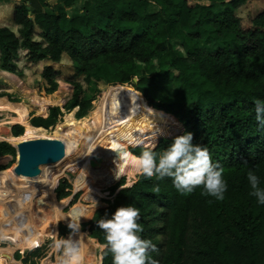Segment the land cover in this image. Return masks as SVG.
<instances>
[{"label": "trees", "instance_id": "obj_1", "mask_svg": "<svg viewBox=\"0 0 264 264\" xmlns=\"http://www.w3.org/2000/svg\"><path fill=\"white\" fill-rule=\"evenodd\" d=\"M27 1L14 7L16 30L0 26V68L15 69L21 51L30 63L60 62L67 55L74 76L83 74L86 85L71 78L74 92L65 108L77 107V118L96 102L99 83H132L183 129L153 148L137 145L131 152L161 153L176 136L191 132L192 142L207 149L227 182L224 198L217 200L203 195L202 186L181 194L171 177L140 174L107 207L95 211L86 223L91 236L104 245V231L96 221L132 205L140 210L141 237L157 246L150 255L159 264H264V205L247 180L251 170L264 188V126L255 118L254 104L264 102V10L245 29L237 10L248 0H82L74 16L68 7L78 0H58L56 6L47 0ZM193 21L197 27L211 25L219 34H233L238 46L205 51L201 33L187 30ZM56 75L51 65L44 67L48 94L58 89ZM61 114L53 106L31 123L50 128ZM11 132L19 136L24 126L14 124ZM15 152L0 140V154ZM4 168L0 164V171ZM56 193L58 198L69 196L71 184L60 182ZM69 231L60 226V232ZM104 252L102 264H112Z\"/></svg>", "mask_w": 264, "mask_h": 264}, {"label": "bare ground", "instance_id": "obj_2", "mask_svg": "<svg viewBox=\"0 0 264 264\" xmlns=\"http://www.w3.org/2000/svg\"><path fill=\"white\" fill-rule=\"evenodd\" d=\"M62 84L67 85L66 83ZM117 84L104 92L90 117H75L74 112L77 107H74L67 113L66 118L64 117L66 129L62 125L53 128L54 135L62 136V140L68 145L65 155L56 161V163L62 161L59 167L53 166L54 169L50 171L49 168L44 169L46 166L44 165L42 173L39 172L30 176L32 171L28 169L18 171L16 168L21 159V154L18 152L16 165L0 172V203L7 201L9 195L19 196L18 188L24 194V199L25 194L32 195L42 191L43 196L41 198L47 197V200L51 202L49 212H46L49 209V207L45 208L46 206L43 207V212L51 214L52 226L55 230L59 221L68 225L70 217L74 221L79 219L80 231L82 232L80 236L82 264H102V255H98L96 249L97 247L103 248V245L94 237L88 236L86 231L82 230L81 223L90 219L95 209L102 205L101 197L106 194L104 192L105 187L117 181L121 176L126 177V184H131L139 173L136 168L138 156L131 152L129 146L143 145L153 148L161 137L174 136L183 129L182 123L174 115L151 106L141 92L126 86V83H124L125 85L120 84V82ZM59 90L58 88L53 93V100L45 97L35 100L39 113H46L50 104L62 103L63 100L58 97ZM27 106L22 101L12 102L0 98V111H8L11 114L7 117L6 123L10 125L19 123L24 126V132L19 136H14L9 131V127L6 131L4 128L0 129V138L15 146L23 141L51 138L44 127L34 126L29 121L30 110ZM125 153L127 154L126 158H124ZM85 162H88L89 167L84 170L82 176L76 178V187L84 190L83 199L89 204L79 202L70 211L65 212L67 199L56 200L53 189L64 171L74 172L79 164L83 168ZM120 168H123L124 172L117 176L116 173ZM26 206L29 211L32 210L29 199ZM38 227L32 237L17 242L22 246L21 248L34 244L45 236L52 235V237L57 238V232H52V227H45L44 225ZM0 230L1 235L3 224H1ZM13 251L14 249L11 247L0 248V264L14 263ZM62 259L61 255L57 257L56 262L47 261L46 264H62Z\"/></svg>", "mask_w": 264, "mask_h": 264}, {"label": "rangeland", "instance_id": "obj_3", "mask_svg": "<svg viewBox=\"0 0 264 264\" xmlns=\"http://www.w3.org/2000/svg\"><path fill=\"white\" fill-rule=\"evenodd\" d=\"M79 2L80 1H78L77 3ZM77 3L75 4L76 6H78ZM79 9L80 7H76V8L74 7L72 11L70 12H79ZM262 10H264V0H248V2L245 5H243L241 8L237 10V13L239 17L241 18L242 24L245 27V29L249 28L252 25V19ZM187 30L188 31H199L201 33V47L207 52H211V51L219 50L223 48H236L239 44L236 37L233 34H219L211 25L197 27L193 21L187 27ZM39 32H40L39 29H37L36 34H35L36 40H40ZM178 50L184 54V51L181 47H178ZM15 64H16V67L15 69H12V70H4L0 68V98L7 99L12 102L22 101L23 103L27 104L28 105L27 107L30 110L29 111L30 112V118H29L30 122L34 116H46L49 114L51 107L59 106L62 111V114L59 116L57 122L53 126H51L50 128H45V129L48 135L51 137L49 139L60 140L62 143L67 145L62 140L61 138L62 136L59 137V136L54 135L53 128L58 125H62V127L66 129L67 125H66L65 118H66L67 113L70 110L65 108V104L71 99L72 94L74 92V84H72L71 78L75 79L76 81H81L82 83H84L83 74L74 76L75 70H74V67L72 66L71 59L67 55H64L60 62H53L50 59H44L37 63H30L27 61L26 57L22 54V51H21V55L17 59ZM48 65H51L53 68L57 70L56 79L58 82V88L60 89L58 93V97L62 99L63 101L61 104L48 105L47 112L44 114H41L37 110L38 108H37V105L35 104V100L36 99L38 100L41 97H45L47 99L53 100V93L48 94L44 91V89L48 87L49 84L47 83L46 79L43 76V69L45 66H48ZM134 81H136V79ZM62 83H66L67 85H63ZM117 83L118 82L105 84L101 82L98 84L99 86L98 87L99 91L97 92L98 98L96 102L93 104V106L89 109L87 114L85 115L86 117L91 116L92 110L96 106V103L101 99V97H103L104 92L109 90L112 86L118 85ZM120 84L125 85L124 83H121V82ZM126 86H130L134 88L133 84L130 82H126ZM35 96H38V97H35ZM115 99L118 100L117 98ZM76 111H77V108L74 112L75 117H76ZM9 113L10 112L8 111H0V124H1L0 129L4 128V130L6 131L7 127H9L10 129L9 131L11 132V128L15 123L11 125L6 123L7 117L11 115ZM162 138L163 137H161L158 140V142ZM0 140H4V139L0 138ZM134 146L135 145L129 146V149ZM17 153L18 152L16 149V152L14 154H0V164L5 166L3 170L16 165ZM61 162L39 164L38 166L30 170L33 172V173L31 172L30 176L34 174H38L39 172L42 173V171L47 168H49V170L51 171V169H54V167L56 166L59 167ZM44 165H46L45 168H44ZM88 167H89L88 162H85L83 164V168L80 167V164H79L76 171L73 172L70 170H66L64 171L63 174L59 176L58 182L53 189V193H54L55 199L58 201L67 199L68 203L64 208L65 212L70 211L71 208L75 206L76 204H79V202L84 203V204H89L85 202V200L83 199L84 190L77 189L76 187V180H77L76 178L82 176L85 172L84 170ZM139 175L140 174L138 173L135 176L131 184H126V177L121 176L117 181L105 187L106 189L104 190V192H106V194L101 197L102 205L97 207V209L101 207H107L109 203L115 199L117 192L120 189L129 187L132 184H134L137 181ZM62 181H68L71 184L72 193L65 198H58L57 193H56V188ZM17 192H19L23 198L19 197L20 196L19 194H18L19 196L9 195L10 197L8 196L7 201H5L6 203L5 202L0 203V214L2 216V218L0 219V222L1 224H3V233H2L3 235H2V238H0V248L11 247L14 249L12 253V257H13V260L15 261V264H46L47 261L56 262L57 257L62 255V251H59L54 247V240L57 238L68 236L70 231L65 232V233L60 232L61 225H64L67 227L68 225L63 221H59L56 224V230L55 228H53L52 226L53 220L50 217L51 214L43 212V207L45 206H46L45 208L49 207V209L46 210V212H49L51 202L47 200L48 199L47 197L41 198L43 196L42 191H38L37 193H34L32 195L25 194V199L23 196L24 194L20 192L19 188L17 189ZM26 198L27 200L29 199L32 204L31 211L27 209ZM97 209H95V211ZM32 212L34 216L32 215ZM90 219L82 222L81 226H86V228H82V230L86 231L87 235L92 237L90 234L88 225H86V223ZM43 225L45 227L47 226L50 228L52 227V232H55V231L57 232L56 233L57 238L52 237V235L45 236L41 240H38L36 243L30 244L28 246L21 248L22 246H20L17 242L23 239L32 237V234H34L35 230L40 228L38 226H43ZM103 250L104 248L97 247L96 253L98 255L99 254L102 255Z\"/></svg>", "mask_w": 264, "mask_h": 264}, {"label": "clouds", "instance_id": "obj_4", "mask_svg": "<svg viewBox=\"0 0 264 264\" xmlns=\"http://www.w3.org/2000/svg\"><path fill=\"white\" fill-rule=\"evenodd\" d=\"M255 118L264 126V102L256 100ZM191 132H185L174 138L173 142L161 153L150 149L140 152L136 168L145 177L155 176L157 179L171 177L176 190L188 194L198 186H202V194L212 196L217 200L224 198L227 182L223 178L222 169L212 162L206 148L192 142ZM127 154H124L126 158ZM124 169H118L116 175L123 174ZM247 180L252 189V195L259 204L264 205V188L260 187L259 177L249 171ZM157 192L159 188L155 189ZM140 210L132 205L118 207L107 219L96 221L104 231V254H110L112 264H159L152 258L150 252L157 246L150 239L142 238L143 231L138 222ZM67 237L54 240V247L62 251V264H82L80 221L70 217Z\"/></svg>", "mask_w": 264, "mask_h": 264}, {"label": "water", "instance_id": "obj_5", "mask_svg": "<svg viewBox=\"0 0 264 264\" xmlns=\"http://www.w3.org/2000/svg\"><path fill=\"white\" fill-rule=\"evenodd\" d=\"M13 146L21 154V159L16 166L18 171L31 170L39 164L59 161L67 150V145L56 139L29 140L21 142L18 146ZM82 228H86V226H82Z\"/></svg>", "mask_w": 264, "mask_h": 264}, {"label": "crops", "instance_id": "obj_6", "mask_svg": "<svg viewBox=\"0 0 264 264\" xmlns=\"http://www.w3.org/2000/svg\"><path fill=\"white\" fill-rule=\"evenodd\" d=\"M21 1H25V0H0V26H6L13 30L17 29L18 26L14 22L13 13H14L15 5ZM47 1L51 6H56L58 4V0H47ZM78 1H80L79 2L80 4L77 3ZM78 1L76 2L78 6H76L75 3L74 5L68 7L70 16H74L80 13L82 0H78ZM27 4H29V1H27ZM74 7L75 8L80 7L79 12H70Z\"/></svg>", "mask_w": 264, "mask_h": 264}, {"label": "built area", "instance_id": "obj_7", "mask_svg": "<svg viewBox=\"0 0 264 264\" xmlns=\"http://www.w3.org/2000/svg\"><path fill=\"white\" fill-rule=\"evenodd\" d=\"M0 229H1V223H0ZM0 231H1V230H0ZM2 235H3V234L0 235V238H1Z\"/></svg>", "mask_w": 264, "mask_h": 264}]
</instances>
